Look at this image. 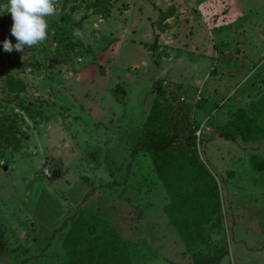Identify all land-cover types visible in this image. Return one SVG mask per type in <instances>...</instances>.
<instances>
[{"label": "rangeland", "instance_id": "rangeland-1", "mask_svg": "<svg viewBox=\"0 0 264 264\" xmlns=\"http://www.w3.org/2000/svg\"><path fill=\"white\" fill-rule=\"evenodd\" d=\"M94 1L56 0L23 52L4 50L0 13V264H78L64 240L91 215L83 263L109 246L107 264H264V139L229 123L264 120V0ZM151 119L177 134L178 166L188 150L211 170L219 205L181 202L173 221L135 152Z\"/></svg>", "mask_w": 264, "mask_h": 264}, {"label": "trees", "instance_id": "trees-1", "mask_svg": "<svg viewBox=\"0 0 264 264\" xmlns=\"http://www.w3.org/2000/svg\"><path fill=\"white\" fill-rule=\"evenodd\" d=\"M107 0H95L91 2L90 6H96V10H102L104 3ZM91 6V7H92ZM11 87L17 89H24L25 85L21 81L10 80ZM233 125L238 133L240 134L243 141L259 140L264 139V120L257 116H252L245 108H241L234 112L233 119L229 122ZM143 141L137 145L135 152L147 153L149 157L150 164L152 165L154 171L157 173L159 180L163 184V187L171 198V203L168 207V212L175 223H177V213L175 208L181 202H186L192 205H197L200 200L206 199L207 201L214 202V199L219 205V187L214 174L211 170L198 159H190L188 150L184 151V159L191 161V166H186L181 168L175 162L174 155L178 151L177 149L173 151L174 142L177 139V134L171 135L170 132H160V128L156 120L151 119L148 127L143 130ZM225 137L229 135L224 133ZM194 138V137H193ZM195 140V139H194ZM195 143V141H194ZM264 167V163L259 164ZM46 192H51L50 189H45ZM55 195V194H54ZM54 198H58L56 195ZM59 199V198H58ZM79 219V220H78ZM76 219L75 227H71L67 233L68 238L64 240L67 243V251L71 256V260L78 264H95V256L89 254L90 256L86 258L85 263L81 259V256L89 253L86 249L83 250L84 232H80L84 224H90L89 229L94 230L93 225L97 221L96 216H89L86 220L82 217L84 221L81 223V218ZM66 235V236H67ZM111 248L105 247L99 258L101 259V264H107L106 260L110 256ZM84 259V258H83ZM82 262V263H81Z\"/></svg>", "mask_w": 264, "mask_h": 264}, {"label": "clouds", "instance_id": "clouds-1", "mask_svg": "<svg viewBox=\"0 0 264 264\" xmlns=\"http://www.w3.org/2000/svg\"><path fill=\"white\" fill-rule=\"evenodd\" d=\"M56 0H7L0 5V13L10 12L13 24L11 33L16 38L15 45L5 39L3 48L11 52L13 48L24 51L25 46L33 47L47 39L48 22L46 17L56 14ZM79 30L74 31V36H80Z\"/></svg>", "mask_w": 264, "mask_h": 264}, {"label": "water", "instance_id": "water-1", "mask_svg": "<svg viewBox=\"0 0 264 264\" xmlns=\"http://www.w3.org/2000/svg\"><path fill=\"white\" fill-rule=\"evenodd\" d=\"M4 169L7 170L8 166L4 165ZM62 174V169L60 168H56L53 170V177L57 178L58 176H60Z\"/></svg>", "mask_w": 264, "mask_h": 264}]
</instances>
